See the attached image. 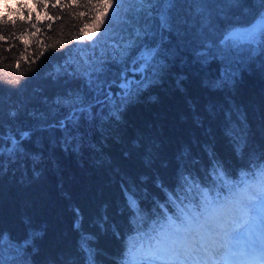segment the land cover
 Returning <instances> with one entry per match:
<instances>
[{"label":"trees","instance_id":"16d2710c","mask_svg":"<svg viewBox=\"0 0 264 264\" xmlns=\"http://www.w3.org/2000/svg\"><path fill=\"white\" fill-rule=\"evenodd\" d=\"M86 4L18 0L0 13L5 37L0 40V119L6 128L30 126V113L45 111V101L70 84L58 76L59 67L71 62L66 54L104 36L114 9L96 31L95 13ZM254 5L255 0H240L239 7L225 9L227 16H219L216 26L243 25L252 19ZM173 48L165 71L128 104L122 121L103 135L89 133L91 146L66 152L56 139L58 131L37 130L26 147L42 157L39 170L33 171L29 159L0 176V232L16 242L40 232L37 251L30 255L33 264H85L83 237L92 238L96 264H121L128 243L163 213L159 205L169 213L176 210L164 189L183 197L182 177L189 175L201 186L211 185L214 163L223 166L229 184L239 185L242 174L264 164V71L253 66L235 86L217 87L219 61L198 58L197 50L203 49L195 29L183 40L174 38ZM78 55L91 53H72ZM152 93L155 98L145 101ZM17 110L14 122L9 113ZM125 189L143 210L139 218H133Z\"/></svg>","mask_w":264,"mask_h":264},{"label":"snow or ice","instance_id":"6c2138e0","mask_svg":"<svg viewBox=\"0 0 264 264\" xmlns=\"http://www.w3.org/2000/svg\"><path fill=\"white\" fill-rule=\"evenodd\" d=\"M183 6L186 12L182 13ZM239 6L240 0H87L85 7L95 13L92 26L96 31L114 9L104 36L86 49L66 54L71 62L59 67L58 76L70 84L50 103L45 101V111L30 113V126L6 128L0 119V128H5L0 132V176L10 171V165L29 159L36 166L33 171L39 170L42 157L26 147L37 130L58 131L56 139L66 152L79 153L91 146L89 133L103 135L119 124L128 104L165 71L166 62L175 54L174 38L183 40L193 29L203 49L197 50L198 58L219 61L215 86H235L241 73L253 66L264 71V0H255L256 11L243 25L216 26L219 16H227L226 8ZM73 52L91 55L73 58ZM9 116L17 122L18 110ZM211 175L213 182L206 186L190 175L182 177L183 197L164 189L176 210L169 213L165 205H159L163 213H157L143 235L128 243L121 264H264V164L242 174L239 185L229 184L218 163L213 164ZM238 189H243V197ZM125 196L133 218L142 216L134 194L125 189ZM75 211L79 221V209ZM75 226L79 228V223ZM40 235L32 231L24 241L16 242L7 232H0V264H33L30 255L37 251L34 240ZM91 239L83 237L80 245L85 264H96Z\"/></svg>","mask_w":264,"mask_h":264},{"label":"rangeland","instance_id":"374dc122","mask_svg":"<svg viewBox=\"0 0 264 264\" xmlns=\"http://www.w3.org/2000/svg\"><path fill=\"white\" fill-rule=\"evenodd\" d=\"M18 0H0V13L6 11L8 9V5H12L16 3ZM13 8V7H12ZM244 191L242 189L240 197H243ZM236 227L239 229L240 225L237 224Z\"/></svg>","mask_w":264,"mask_h":264},{"label":"bare ground","instance_id":"6f19581e","mask_svg":"<svg viewBox=\"0 0 264 264\" xmlns=\"http://www.w3.org/2000/svg\"><path fill=\"white\" fill-rule=\"evenodd\" d=\"M154 98H155V96H154L153 93H152V94L148 95V97H147V99H146L145 101H147V100H152V99H154Z\"/></svg>","mask_w":264,"mask_h":264}]
</instances>
